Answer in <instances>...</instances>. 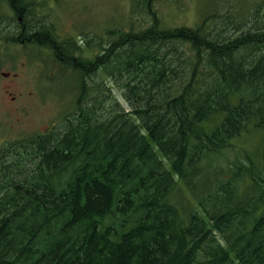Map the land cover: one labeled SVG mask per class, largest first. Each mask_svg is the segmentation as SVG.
I'll use <instances>...</instances> for the list:
<instances>
[{
  "label": "trees",
  "instance_id": "16d2710c",
  "mask_svg": "<svg viewBox=\"0 0 264 264\" xmlns=\"http://www.w3.org/2000/svg\"><path fill=\"white\" fill-rule=\"evenodd\" d=\"M31 21L79 92L61 126L0 147V264H264V53L246 59L264 33L222 43L205 20L82 47ZM160 42L195 53L181 77Z\"/></svg>",
  "mask_w": 264,
  "mask_h": 264
},
{
  "label": "rangeland",
  "instance_id": "374dc122",
  "mask_svg": "<svg viewBox=\"0 0 264 264\" xmlns=\"http://www.w3.org/2000/svg\"><path fill=\"white\" fill-rule=\"evenodd\" d=\"M149 2L150 10L145 2L132 0H35V12L26 7L18 16L6 0H0V147L14 140L45 134L54 124L61 126L74 109L79 92L77 81L59 61L55 49L30 37L26 25L33 21L31 17L53 23L60 39L77 42L82 47L89 35L96 42L101 36L106 38L105 31L110 28L153 31L156 24L168 29L196 28L205 20L210 38L222 43L240 35L264 33V0ZM156 47L159 55L161 50L168 52L164 66L173 70L172 76L176 78L193 63L188 56L195 58L188 45L160 42ZM253 50L250 55L246 54L248 62L263 55L264 44H256ZM93 54L95 51L83 50L85 58H92ZM2 73H10L11 77L17 74L18 79L12 85L13 79L5 78ZM7 84L12 86L13 95L19 97L14 104L10 102V95L2 91ZM91 84L89 79L88 85ZM110 88L120 98L116 86ZM163 92L166 93L165 88ZM111 102L110 99L108 104ZM122 103L125 105V100ZM256 144L260 142L247 141L250 148Z\"/></svg>",
  "mask_w": 264,
  "mask_h": 264
},
{
  "label": "flooded vegetation",
  "instance_id": "af4514ba",
  "mask_svg": "<svg viewBox=\"0 0 264 264\" xmlns=\"http://www.w3.org/2000/svg\"><path fill=\"white\" fill-rule=\"evenodd\" d=\"M2 75L5 77V78H9V79H13L12 81H11V83H12V85L17 81V79H18V76H17V74H14V77H11V74L10 73H2ZM11 88H12V86L11 85H9V84H7V85H4L3 87H2V91L4 92V94H6V95H10V102L12 103V104H14L15 103V101L16 100H18V96L17 95H13V93H12V91H11Z\"/></svg>",
  "mask_w": 264,
  "mask_h": 264
}]
</instances>
